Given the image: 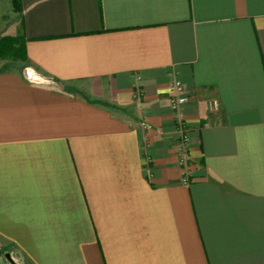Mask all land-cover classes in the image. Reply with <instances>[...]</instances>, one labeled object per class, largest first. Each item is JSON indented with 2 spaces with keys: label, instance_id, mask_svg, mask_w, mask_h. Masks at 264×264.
<instances>
[{
  "label": "crops",
  "instance_id": "crops-1",
  "mask_svg": "<svg viewBox=\"0 0 264 264\" xmlns=\"http://www.w3.org/2000/svg\"><path fill=\"white\" fill-rule=\"evenodd\" d=\"M12 1L0 38L27 59L0 67V249L264 264V0Z\"/></svg>",
  "mask_w": 264,
  "mask_h": 264
},
{
  "label": "built area",
  "instance_id": "built-area-1",
  "mask_svg": "<svg viewBox=\"0 0 264 264\" xmlns=\"http://www.w3.org/2000/svg\"><path fill=\"white\" fill-rule=\"evenodd\" d=\"M172 89L175 94L171 99L172 107L178 110L183 104L188 101V93L184 86L180 82H175L172 84ZM180 127V152H179V163L183 168L184 179L187 182L192 174V168L190 159L188 158V147L190 143V138L185 130L184 123H179Z\"/></svg>",
  "mask_w": 264,
  "mask_h": 264
},
{
  "label": "rangeland",
  "instance_id": "rangeland-1",
  "mask_svg": "<svg viewBox=\"0 0 264 264\" xmlns=\"http://www.w3.org/2000/svg\"><path fill=\"white\" fill-rule=\"evenodd\" d=\"M13 2L14 1L9 0L7 4L5 0H0V19H7L9 21H12L14 19V16L17 12L15 10V5H13ZM22 65V60L16 55L10 53L4 58H0V67L3 66L20 69ZM0 251L5 264H11V262L6 258V253H8L10 250H7V248L3 247L0 249Z\"/></svg>",
  "mask_w": 264,
  "mask_h": 264
},
{
  "label": "trees",
  "instance_id": "trees-1",
  "mask_svg": "<svg viewBox=\"0 0 264 264\" xmlns=\"http://www.w3.org/2000/svg\"><path fill=\"white\" fill-rule=\"evenodd\" d=\"M9 53L16 55L22 61H26L25 47L20 35H6L0 38V58L6 57Z\"/></svg>",
  "mask_w": 264,
  "mask_h": 264
},
{
  "label": "water",
  "instance_id": "water-1",
  "mask_svg": "<svg viewBox=\"0 0 264 264\" xmlns=\"http://www.w3.org/2000/svg\"><path fill=\"white\" fill-rule=\"evenodd\" d=\"M6 258L11 262V264H18L17 261L11 255V253H6Z\"/></svg>",
  "mask_w": 264,
  "mask_h": 264
}]
</instances>
